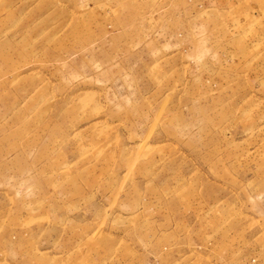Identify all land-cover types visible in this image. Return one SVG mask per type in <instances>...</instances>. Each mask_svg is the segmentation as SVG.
<instances>
[{
    "label": "rangeland",
    "instance_id": "obj_1",
    "mask_svg": "<svg viewBox=\"0 0 264 264\" xmlns=\"http://www.w3.org/2000/svg\"><path fill=\"white\" fill-rule=\"evenodd\" d=\"M0 264H264V0H0Z\"/></svg>",
    "mask_w": 264,
    "mask_h": 264
}]
</instances>
